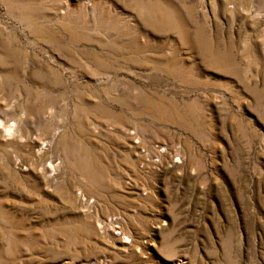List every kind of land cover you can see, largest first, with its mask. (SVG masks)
Masks as SVG:
<instances>
[{
    "label": "rangeland",
    "instance_id": "1",
    "mask_svg": "<svg viewBox=\"0 0 264 264\" xmlns=\"http://www.w3.org/2000/svg\"><path fill=\"white\" fill-rule=\"evenodd\" d=\"M263 31L264 0H0V264H264Z\"/></svg>",
    "mask_w": 264,
    "mask_h": 264
},
{
    "label": "bare ground",
    "instance_id": "2",
    "mask_svg": "<svg viewBox=\"0 0 264 264\" xmlns=\"http://www.w3.org/2000/svg\"><path fill=\"white\" fill-rule=\"evenodd\" d=\"M150 1H152V0H150ZM231 1H232V0H231ZM150 4H151V3H150ZM249 5H250V4H249ZM149 6H150V5H149ZM151 6H152V5H151ZM151 6H150V7H151ZM228 6H229V5H228ZM259 15H260V14H259ZM261 32H262V31H261ZM263 32H264V31H263ZM207 44H208V43H207ZM207 46H208V45H207ZM212 46H213V45H212ZM207 48H208V47H207ZM207 48H206V49H207ZM212 51H213V50H212ZM3 56H4V55H3ZM233 56H234V55H233ZM0 57H1V56H0ZM224 59H225V58H224ZM226 59H227V58H226ZM0 61H1V60H0ZM225 62H226V61H225ZM5 63H6V62H5ZM223 64H224V63H223ZM228 64H229V63H228ZM9 95H10V94H9ZM7 96H8V95H7ZM2 97H3V96L1 95V98H2ZM7 98H8V97H7ZM1 101H2V100H1ZM1 101H0V102H1ZM3 102H4V101H3ZM6 102H7V101H6ZM13 102H15V101L13 100ZM9 104H10V103H9ZM60 104H61V103H60ZM5 105H7V104H5ZM10 105H12V104H10ZM13 106H14V105H13ZM6 107H7V106H6ZM58 108H59V107H58ZM24 109H27V108H24ZM48 110H50V109H48ZM18 111H19V110H18ZM18 111H17V112H18ZM26 111H27V110H26ZM41 112H42V111H41ZM44 112H45V111H44ZM48 112H49V111H48ZM48 112H47V114H49ZM57 112H58V111H57ZM12 113H13V112H12ZM52 113H53V112H52ZM28 114H29V113H28ZM29 115H30V114H29ZM44 115H45V114H44ZM31 116H32V115H31ZM49 116H50V115H49ZM14 117H15V116H14ZM14 117H13L11 120H14ZM17 117H18V116H17ZM47 117H48V116H47ZM19 118H20V117H19ZM6 120H8V119H6ZM11 120H10V122H11ZM2 121H3V120H2ZM2 121H1V122H2ZM4 122H5V121H4ZM7 122H9V120H8ZM13 122H14V121H13ZM19 122H20V121H19ZM11 123H12V122H11ZM15 123H16V122H14V124H15ZM6 124H9V123H6ZM21 124H22V123H21ZM2 125H3V124L0 123V136H1V139L6 140V139L10 138V135H11L12 132L14 133V130L11 132V129H15L14 127H16L17 124H16V125H13L14 127H12V128H11L12 125H10V126H6V125H5V126H6L5 128H3ZM58 127H59V126H58ZM17 128H19V125H18ZM17 128H16V129H17ZM25 128H26V127H25ZM54 128H55V127H54ZM18 130H19V129H18ZM54 130H55V129H54ZM15 131H16V130H15ZM56 131H57V128H56ZM16 132H17V131H16ZM16 132H15V133H16ZM39 132H40V131H39ZM26 133H27V131H26ZM26 133H25V134H26ZM42 133H43V132H42ZM21 134H22V133H21ZM51 134H52V133H51ZM54 134H55V132H54ZM52 135H53V134H52ZM16 137H17V136H16ZM39 137H40V136H39ZM18 138H19V137H18ZM12 139H13V137H12ZM21 139H22V138H21ZM25 140H26V139H25ZM25 140H24V141H25ZM48 140H49V139H48ZM12 142H13V141H12ZM20 142H21V141H20ZM27 142H28V141H27ZM48 143H49V142H48ZM7 144H8V143H7ZM17 144H19V143H17ZM17 144H16V145H17ZM23 144H24V143H23ZM24 145H25V144H24ZM27 145H28V144H27ZM11 146H14V145H11ZM42 146H44V144H42ZM42 146H41V147H42ZM49 146H50V145H49ZM49 146H48V147H49ZM14 147H15V146H14ZM18 147H19V146H18ZM23 147H24V146H23ZM41 147H40V148H41ZM15 148H16V147H15ZM46 149H47V147H46ZM44 150H45V149H44ZM40 151H42V149H40ZM38 152H39V150H38ZM43 152H44V151H43ZM36 153H37V152H36ZM20 156H21V155H20ZM38 156H39V154H38ZM15 157H16V156H15ZM39 158H40V157H39ZM44 159H45V158H44ZM34 160H35V159H34ZM57 165H58V164H57ZM32 167H33V166H32ZM46 167H47V166H46ZM25 169H26V168H25ZM99 205H100V204H99ZM96 212H97V211H96ZM89 215H90V214H89ZM101 226H102V225H101ZM115 239H116L117 241H120V242L123 243V244H126V243H127V240H126V238H125L124 236L115 237ZM171 264H184V263L180 261L179 263H178V262H177V263L172 262Z\"/></svg>",
    "mask_w": 264,
    "mask_h": 264
}]
</instances>
